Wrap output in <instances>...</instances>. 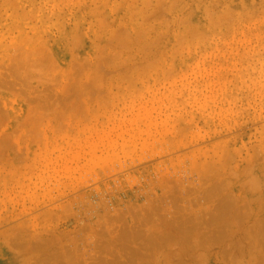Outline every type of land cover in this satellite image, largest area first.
I'll use <instances>...</instances> for the list:
<instances>
[{"label":"rangeland","instance_id":"rangeland-1","mask_svg":"<svg viewBox=\"0 0 264 264\" xmlns=\"http://www.w3.org/2000/svg\"><path fill=\"white\" fill-rule=\"evenodd\" d=\"M0 264H264V0H0Z\"/></svg>","mask_w":264,"mask_h":264}]
</instances>
